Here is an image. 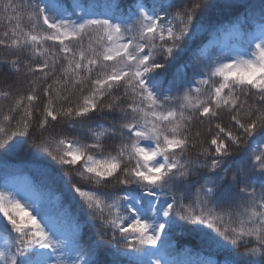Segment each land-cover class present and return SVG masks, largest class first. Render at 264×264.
I'll list each match as a JSON object with an SVG mask.
<instances>
[{
  "label": "snow or ice",
  "instance_id": "snow-or-ice-1",
  "mask_svg": "<svg viewBox=\"0 0 264 264\" xmlns=\"http://www.w3.org/2000/svg\"><path fill=\"white\" fill-rule=\"evenodd\" d=\"M0 29V264H191L185 229L264 264V0H0Z\"/></svg>",
  "mask_w": 264,
  "mask_h": 264
},
{
  "label": "trees",
  "instance_id": "trees-1",
  "mask_svg": "<svg viewBox=\"0 0 264 264\" xmlns=\"http://www.w3.org/2000/svg\"><path fill=\"white\" fill-rule=\"evenodd\" d=\"M72 0H65L66 4H71ZM88 2H97L103 3L104 0H88ZM211 2V0H210ZM216 3H223L224 0H215ZM225 10V13L226 14ZM211 16L220 17L222 12L219 9H211L208 13ZM2 30V29H0ZM4 56V51L0 49V57ZM8 79L7 72L0 66V86L4 84V82ZM3 101L0 100V104ZM29 174L30 173H26ZM53 199L60 198L63 200V197L59 191H53L52 193ZM65 203H67L65 201ZM173 247L171 249V257L173 259L179 261H189L191 264H197L198 261L206 260V259H216V256H210L209 251L202 247L198 236L195 234L189 233L186 229L181 231L178 230L172 237ZM102 260L107 261L109 259L108 256L104 255L101 257Z\"/></svg>",
  "mask_w": 264,
  "mask_h": 264
},
{
  "label": "rangeland",
  "instance_id": "rangeland-1",
  "mask_svg": "<svg viewBox=\"0 0 264 264\" xmlns=\"http://www.w3.org/2000/svg\"><path fill=\"white\" fill-rule=\"evenodd\" d=\"M0 244H2V240H0Z\"/></svg>",
  "mask_w": 264,
  "mask_h": 264
}]
</instances>
